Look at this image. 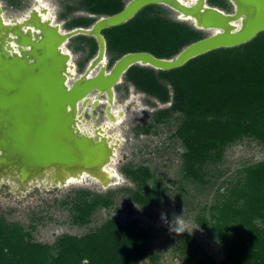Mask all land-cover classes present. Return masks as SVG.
Returning <instances> with one entry per match:
<instances>
[{
  "label": "trees",
  "instance_id": "trees-1",
  "mask_svg": "<svg viewBox=\"0 0 264 264\" xmlns=\"http://www.w3.org/2000/svg\"><path fill=\"white\" fill-rule=\"evenodd\" d=\"M17 9L26 7L24 0H4ZM129 0H76L60 13L71 18L67 30L90 28L100 17L112 16L124 9ZM209 5L230 11L227 0H208ZM85 12L95 17H73ZM109 69L129 53L148 52L157 58L171 59L186 46L207 36L194 26L171 18L160 5L141 10L127 23L106 29ZM69 47L80 53L79 71L98 53L93 37L78 36ZM129 86L139 93L170 107L152 114L143 127L152 129L178 116L175 136L182 142L184 178L199 185L209 180L205 167L223 161L225 150L242 139L264 144V32L250 42L222 48L201 55L181 68L157 71L133 66L125 74ZM121 91V87H117ZM122 173L135 184L131 200L142 207H153L161 199L159 185L148 167L132 164L121 167ZM117 191L97 193L74 190L62 201L70 208L73 223L85 226L98 209L115 205ZM209 217H198L201 226L211 233L222 248L224 260L216 262L203 253L196 239L181 235L179 250H191L187 261L196 264H264V161L243 170V176L225 189L208 209ZM155 228L139 221L122 223L107 220L98 230L83 236L62 235L53 245L32 240V234L19 223H9L0 215V264H142L156 262L153 255Z\"/></svg>",
  "mask_w": 264,
  "mask_h": 264
},
{
  "label": "rangeland",
  "instance_id": "rangeland-1",
  "mask_svg": "<svg viewBox=\"0 0 264 264\" xmlns=\"http://www.w3.org/2000/svg\"><path fill=\"white\" fill-rule=\"evenodd\" d=\"M34 1L24 0L26 7L17 9L0 0L3 20L9 23L11 20L25 17ZM42 1L56 21L62 25V29L67 30L65 25L71 18L62 20L60 13L66 11V7L74 4L76 0ZM227 1L231 6L229 0ZM164 8L171 12L172 19L192 25L182 20L177 12L168 7ZM225 11L232 12V6L230 11ZM81 16L91 17L85 12L73 14V17ZM71 40L65 47L75 66V72L79 75L84 72H80L78 67L82 55L69 47ZM97 71L98 69L94 74ZM72 83L73 80L70 81V84ZM118 86L121 87L120 92L117 91ZM118 86L115 89L114 102L115 108L120 107L122 113L118 122L109 126L107 130L117 147L114 156L105 166L114 170L118 179L106 184L83 171L69 183L59 185L41 181L28 186L11 181L6 183L4 178L7 176L2 175L0 215L9 223H19L25 227L31 232L33 241L49 245H53L65 234L83 236L94 232L109 219H118L122 223L139 221L141 225H152L155 228L152 253L157 260L156 262L146 260L142 264H196L195 261L186 260V257L192 255L191 250L185 255L179 250L181 235H189L196 239L203 252L200 258L210 257L216 262H222L224 254L221 246L206 227L199 224L198 217H209V207L224 194L230 183L241 178L245 168L264 161V144L249 138L240 140L225 150L222 162L205 167L204 173L209 180L207 185L193 183L185 179L182 172V154L185 149L175 136L180 118L175 116L155 126L149 134H145L142 129L152 121V114L168 106L139 93L132 86L126 91L124 80ZM96 94L97 92H92L88 102L80 106L79 115L82 117L84 127H98L109 118L108 105L103 103L107 100L106 97L104 95L96 97ZM129 164L148 167L154 174V180L149 185L154 183L159 185L161 199L156 206L137 205L131 200L130 193L124 191L136 188L121 171V167ZM80 189L97 193L117 191L115 205L110 209L96 210L89 224L78 226L73 223L69 206L62 201L68 194ZM162 212L165 213L166 220L161 219ZM175 217H180L182 221L179 232L176 231Z\"/></svg>",
  "mask_w": 264,
  "mask_h": 264
},
{
  "label": "water",
  "instance_id": "water-1",
  "mask_svg": "<svg viewBox=\"0 0 264 264\" xmlns=\"http://www.w3.org/2000/svg\"><path fill=\"white\" fill-rule=\"evenodd\" d=\"M229 2L232 12L211 6L208 0H129L122 11L112 16L100 17L90 28L63 30L58 23L56 29H52L56 33L55 38L61 40L59 45L52 51L48 50L46 55L34 58L31 63H26L25 59H20L18 64L13 58L7 61L9 54L2 50L0 166L21 167L23 180L26 181L25 168L28 166L45 169L57 164H73L75 148L89 158L99 154L100 146L94 149L85 147L86 137L73 140L74 145L67 143L68 140L71 141L72 136L69 131L72 120L68 116L69 107L73 109L92 92H106L109 94L108 100H112L116 86L124 80L125 74L133 66L150 67L157 71L178 69L211 51L246 44L264 32V0ZM151 5L168 7L177 12L181 19L184 15L189 16L191 19L189 22L197 30L207 32V36L186 46L171 59L157 58L148 52L129 53L117 60L109 69L107 42L103 31L127 23L141 10ZM1 13L0 10V27L6 23ZM78 36L95 38L99 49L84 72L73 79L72 84L68 82L67 85L66 77L60 75L56 67H60L65 63V59L70 57L69 53L64 52L67 51L65 46L69 40ZM46 40V38L39 40L35 43V48L43 50L48 42ZM21 44L28 46L32 42L24 37ZM54 51L59 54L60 59L54 60V64L46 62V58L54 57ZM22 55L33 54L24 51ZM91 69L98 71L91 75ZM32 70L36 73H29ZM171 105L169 103L167 106ZM10 171L3 172L2 175L7 176ZM2 175L0 174V179Z\"/></svg>",
  "mask_w": 264,
  "mask_h": 264
},
{
  "label": "bare ground",
  "instance_id": "bare-ground-1",
  "mask_svg": "<svg viewBox=\"0 0 264 264\" xmlns=\"http://www.w3.org/2000/svg\"><path fill=\"white\" fill-rule=\"evenodd\" d=\"M182 20L188 22L191 21L189 16L186 17L185 15L182 17ZM57 24L58 22L56 21V18L49 12L44 2L42 0H35L31 10L25 17L11 20L9 23H5L4 26L0 27V55H2V50L6 51L9 54V58H6V60L10 61L13 58L16 64L19 63L20 59H25L26 63H31L32 60H34V58L36 59L39 55H46L48 50L52 51L61 41L58 37L55 38L56 33L53 30L56 29ZM58 26L60 28L62 27L60 23ZM61 31L64 32L62 29ZM24 37L28 38L32 44L23 46L21 43ZM45 38L48 42L44 45L43 50H37L35 48V43L39 42V40L42 41ZM24 51L32 53L33 55L24 56L22 55ZM42 52L43 54H40ZM64 52L68 53L65 50ZM53 58H46V62L50 61L51 64H54V60L57 61L60 59V56L56 51H54ZM65 60V63L61 64L60 67H56V69L60 72V75L62 74L66 77V83L68 85V82L77 78L78 75L75 72V67L70 57H67ZM26 73L27 72H23V74ZM29 73L36 72L32 70ZM93 73L94 71L91 69L90 74L94 75ZM70 74H72V76H70ZM102 95H104L107 99L103 103L108 105L107 114L109 118L105 123L99 125L98 127H84L82 125V117L79 115L81 104L85 105L91 94H89L85 99L79 101L77 106L73 109L71 107L68 109V116L72 119L69 126V131L72 136L71 141L68 140L67 143L74 145L73 140L83 139V137H86L85 147L94 149L100 146L99 154H95L91 157V159L84 155L82 151L75 148V160L73 164H57L45 169L28 166L25 168L27 170L26 181L23 180V172L22 169H20L21 167L18 166V168H11L9 165L0 166L1 175L3 172L11 170L10 174L7 175L9 178L5 177L4 182L7 183L11 181L17 183L18 185H35L41 181H45L47 184L59 183V185H61L73 181V179H75L83 171L101 179L106 184L116 181L118 176L115 171L105 167L114 156L115 149L117 147V144L113 143V137L108 135L107 130L109 126L118 122L122 109L120 107L115 108L114 97L112 100H108L109 94L106 92H97L95 96L101 97Z\"/></svg>",
  "mask_w": 264,
  "mask_h": 264
},
{
  "label": "clouds",
  "instance_id": "clouds-1",
  "mask_svg": "<svg viewBox=\"0 0 264 264\" xmlns=\"http://www.w3.org/2000/svg\"><path fill=\"white\" fill-rule=\"evenodd\" d=\"M161 219L162 220H166V215L165 213H161ZM182 223V221L180 220V217H175V224H177V228H176V231L179 232L181 229L179 227V225ZM170 230L173 231V228L170 227Z\"/></svg>",
  "mask_w": 264,
  "mask_h": 264
}]
</instances>
